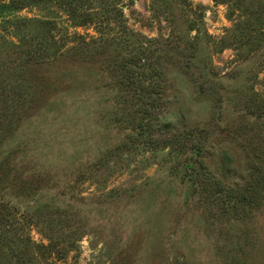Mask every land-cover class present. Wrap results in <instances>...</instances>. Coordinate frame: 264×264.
Instances as JSON below:
<instances>
[{"label": "rangeland", "instance_id": "374dc122", "mask_svg": "<svg viewBox=\"0 0 264 264\" xmlns=\"http://www.w3.org/2000/svg\"><path fill=\"white\" fill-rule=\"evenodd\" d=\"M257 174L264 0H0V264H264Z\"/></svg>", "mask_w": 264, "mask_h": 264}, {"label": "trees", "instance_id": "16d2710c", "mask_svg": "<svg viewBox=\"0 0 264 264\" xmlns=\"http://www.w3.org/2000/svg\"><path fill=\"white\" fill-rule=\"evenodd\" d=\"M157 59V58H156ZM159 60L152 61L151 63H158ZM157 67V65H156ZM155 66H152L148 73L145 75L144 79L147 81V85L142 88L140 86L139 92H137V95L142 96L140 100H142V105L138 107V112L141 113L140 118L146 119L150 118L151 116H155L156 113H158L160 106V93H161V84H162V75L163 71H160V69H157ZM139 80V78L135 79L134 77L130 76L128 73L123 75V80L121 81V84L124 86H128V84H133L135 81ZM143 123L140 122L138 125H136V129L139 131L138 134H143V130L147 128L145 125H142ZM257 177H259L261 180L264 179L262 176L257 174ZM216 193H221V188L216 190Z\"/></svg>", "mask_w": 264, "mask_h": 264}]
</instances>
